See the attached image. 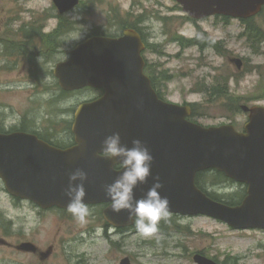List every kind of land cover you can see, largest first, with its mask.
Here are the masks:
<instances>
[{"label":"rangeland","instance_id":"rangeland-1","mask_svg":"<svg viewBox=\"0 0 264 264\" xmlns=\"http://www.w3.org/2000/svg\"><path fill=\"white\" fill-rule=\"evenodd\" d=\"M178 7L174 0H81L64 16L76 22L74 29L51 40L48 35L58 27L52 0H0V126L30 122L44 133L53 126L64 140L62 122L71 120L70 109L99 92L85 90L48 104L57 94L49 71L93 32L115 33L116 13L121 23H136L144 30L150 43L145 57L156 74L168 77L158 84L166 100L197 106L194 119L203 127L230 123L240 131L246 115L207 91L219 85L227 89L229 99L239 98V105L264 106V12L253 20L262 32L257 44L246 35L249 26L239 20L211 17L193 22ZM200 39L216 42L217 48L200 47ZM28 53L32 57L22 58ZM230 58H241L243 69L238 71ZM56 106L62 114L55 113ZM205 187L218 195L238 189L232 184ZM88 209L85 223L69 212L40 211L32 203L14 200L0 181V264H118L127 256L131 264H195L192 257L198 252L219 264H264V232L259 230L234 231L204 216H168L165 220L172 221L166 234L158 230L144 236L134 227L119 233L107 229L105 235L99 209ZM25 241L49 255L42 259L20 253L16 246Z\"/></svg>","mask_w":264,"mask_h":264},{"label":"water","instance_id":"water-1","mask_svg":"<svg viewBox=\"0 0 264 264\" xmlns=\"http://www.w3.org/2000/svg\"><path fill=\"white\" fill-rule=\"evenodd\" d=\"M182 12L194 20L211 15L247 19L256 16L264 0H175ZM60 14L70 12L79 0H52ZM144 49L139 35L126 30L118 39L95 36L83 40L68 52V59L55 65L53 76L61 90L101 89L103 95L81 104L74 113L72 133L75 144L60 150L36 136L23 133L0 134V179L16 199L33 202L38 208L67 211L64 189L68 174L76 168L88 173L85 182L86 205H107L104 220L112 227L126 228L134 223L126 211H112L103 186L119 175L117 159L97 156L101 142L120 132L122 143L131 147L141 139L154 156L152 175L164 187L161 195L170 202L169 214L206 216L237 230H264V107L241 106L248 122L237 132L231 124L202 127L189 122L188 106L160 100L143 74ZM238 69L239 59L230 60ZM215 170L246 186L240 205L214 201L196 185L200 172ZM152 178L134 189L141 198ZM18 250L34 252L35 246L23 243ZM196 264H217L201 254ZM120 264H129L124 259Z\"/></svg>","mask_w":264,"mask_h":264},{"label":"clouds","instance_id":"clouds-1","mask_svg":"<svg viewBox=\"0 0 264 264\" xmlns=\"http://www.w3.org/2000/svg\"><path fill=\"white\" fill-rule=\"evenodd\" d=\"M97 156L118 160L114 170L119 175L112 183L103 186L105 195L111 201L112 211H126L137 231L144 236L157 233L159 222L169 216L170 202L167 196L161 195L164 185L160 177L152 175L154 156L149 147L141 139H133L129 147L122 143L120 132H113L102 140ZM149 177L153 181L151 186L137 199L134 189L139 184L147 183ZM87 180L88 173L76 168L68 174V184L64 189V195L68 198L67 211L80 223H85L89 215V209L84 203Z\"/></svg>","mask_w":264,"mask_h":264},{"label":"trees","instance_id":"trees-1","mask_svg":"<svg viewBox=\"0 0 264 264\" xmlns=\"http://www.w3.org/2000/svg\"><path fill=\"white\" fill-rule=\"evenodd\" d=\"M179 8V7H178ZM118 14L116 13H113L112 14V20L114 21L113 24H115V26H117L116 30H119L120 28H132V29H137V27L133 24H136V23H133V24H127L125 25V23H121V21L118 20V17H117ZM262 16V14L260 15ZM57 22H58V27L56 28L55 32L53 34H50L48 35L50 37V39L52 40L53 38L56 39L57 37H59V35L61 34H67L68 31H71L72 29H74V25H76V22L75 21H71V20H68L66 18H64V16H61V15H58V16H55ZM165 19L167 18H163V21H165ZM245 25L246 26H249L247 28V32H246V35L247 37L249 38V40H251L252 42L254 43H260L261 41V37H262V32L260 31L259 28H257L256 26H254L253 24V20L250 19V20H247V22H245ZM41 29V27H40ZM40 29L38 30V34L43 38V34H41L40 32ZM61 32V34L58 35V33ZM94 34H97V32H93L92 35ZM105 33H102L101 35H104ZM46 37V35H45ZM31 35H27V39H31ZM202 38V37H201ZM181 40V39H180ZM201 40V39H200ZM198 44L200 45V47H203V46H207V47H211V48H217V43L214 42V41H208L207 39H203L201 41L198 42ZM46 72L44 71L42 74H45ZM155 73V72H154ZM151 77V74L149 73V75ZM40 77V76H39ZM152 79V86L154 88V86H156V84H159L163 81H166L168 79L167 76L164 75V73H157V75H153V77L151 78ZM53 88H54V92H57L56 96H52L50 98V100L48 101V104H51V105H55L56 101L58 100H62L63 98H66L68 96H71L72 94H69V93H65V92H61L59 90V88L57 87V84L55 83L53 85ZM207 88H205L206 90ZM210 95L212 96H216L217 98H226L227 100V105H228V108L233 110L234 112H238L240 109H239V101L240 99L236 98V99H229V94H228V91L227 89L223 88L222 86H214L212 87L210 90L207 91ZM229 100V101H228ZM55 113L56 114H60L62 113V110L58 109V107L56 106L55 107ZM192 116L190 118V121L192 122H195V117L198 115L197 113V106L193 105L192 104ZM52 121H50L51 123ZM69 130V128H67ZM49 129H47L48 131ZM0 131H3V129L0 128ZM40 138L42 139H45L49 144H53L57 147H59V145L57 143H55L54 141H51L50 139L44 137V136H39ZM196 184L198 186L199 189H201L203 192L205 193H208V195L216 200V201H221L229 206L231 205H238L239 202L243 199V197L245 196V191H244V188L243 186H240V185H235V183H233V181L231 180H227L223 174L221 173H217L215 171H206V173H199L197 174L196 176ZM209 187H218L219 186H224V185H228L230 186V184L234 185L235 187H237L238 189L236 190V192L234 193H231V194H228V195H225V194H216L214 192H209L208 190H206L207 188L205 187V185H207ZM170 221L167 220H161L159 223L161 224L162 223V227L161 229H158V230H161L163 233H167V231L169 230L168 229V223Z\"/></svg>","mask_w":264,"mask_h":264},{"label":"flooded vegetation","instance_id":"flooded-vegetation-1","mask_svg":"<svg viewBox=\"0 0 264 264\" xmlns=\"http://www.w3.org/2000/svg\"><path fill=\"white\" fill-rule=\"evenodd\" d=\"M139 30H140V32H138L139 33V35H140V37H141V40H143V34H144V30H142V29H140L139 28ZM122 34V33H121ZM120 33L117 35V37L119 36V35H121ZM148 42V41H147ZM149 43V42H148ZM150 44V43H149ZM2 49L3 48H1V50H0V54H1V52H2ZM146 52H147V49H146ZM32 53H28V55H24L22 58H25V57H32V55H31ZM144 58H145V56H144ZM148 67H150V70L151 69H153V66L151 65V64H149V62H147V59H145V69H144V72L146 71L147 73L149 72L148 71ZM71 121H72V119H71ZM67 122H70V121H67ZM27 126H24V122H21V123H18V124H16V126H13V127H10V129L11 128H13V131L14 132H16V131H20V132H23V133H28V132H31V133H42V134H44V129L43 128H41V127H38L37 126V128L35 127V128H33L32 126H31V123L30 122H28V123H25ZM70 127H71V125H70ZM63 134V137H64V140L62 139V137L61 136H58L59 138H61L60 140H62V141H66V142H69V144L72 142V139H71V134H67V133H65V132H63L62 133ZM45 135V134H44ZM52 136H56V134H51V137ZM68 136L70 137V139H71V142H70V139H68ZM68 144V145H69ZM67 145V146H68ZM103 228L105 229V235H107V232H106V230L107 229H110L106 224H103ZM114 230V232H123L124 230H119V229H113ZM36 255H38L40 258H42V259H44L45 257H43V256H41V254H36ZM130 258V257H129Z\"/></svg>","mask_w":264,"mask_h":264},{"label":"bare ground","instance_id":"bare-ground-1","mask_svg":"<svg viewBox=\"0 0 264 264\" xmlns=\"http://www.w3.org/2000/svg\"><path fill=\"white\" fill-rule=\"evenodd\" d=\"M56 96V95H55Z\"/></svg>","mask_w":264,"mask_h":264}]
</instances>
